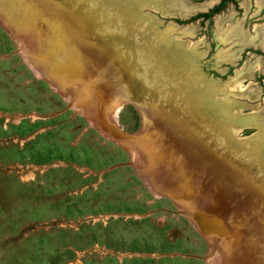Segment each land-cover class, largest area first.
I'll return each mask as SVG.
<instances>
[{"label": "rangeland", "instance_id": "obj_1", "mask_svg": "<svg viewBox=\"0 0 264 264\" xmlns=\"http://www.w3.org/2000/svg\"><path fill=\"white\" fill-rule=\"evenodd\" d=\"M65 1L0 0V264H264V82L253 71L264 59L247 52L260 44L250 37L264 38L258 1L237 0L211 25H182L176 17L215 0H138L130 34L106 0H76L86 9L78 13L106 29L94 41L124 89L116 115V89L94 83L88 64L68 63L58 45L65 36L50 35L45 8L62 12ZM169 26L187 33L171 39L195 51L187 81L166 82L155 51L142 46ZM165 82L179 83L183 99L187 83L205 87L255 123L198 121ZM186 136L207 146L208 167L186 150Z\"/></svg>", "mask_w": 264, "mask_h": 264}, {"label": "bare ground", "instance_id": "obj_2", "mask_svg": "<svg viewBox=\"0 0 264 264\" xmlns=\"http://www.w3.org/2000/svg\"><path fill=\"white\" fill-rule=\"evenodd\" d=\"M31 1L40 4L39 6L45 7L44 0H31ZM60 3L62 5V12L58 11V10H54L52 7L45 8L47 13H50L51 20L55 21L53 24L52 30L57 32L58 33V34L56 33L57 35L62 34L63 36H65L66 41H64L63 38H61L60 39L61 41H59V43L57 42L59 45V48L61 50L60 52H64V53L69 54L67 60H69L68 63H70L71 65L81 67L82 64H85V63H86V65L88 64L91 68V70L88 73V75H89L88 77L91 80L95 81L94 83L103 84V86H101L100 88H104V90L106 92L110 93L113 88L116 89V92L113 95V98L115 101V104L113 103V105H114L113 106V114L116 115L118 110L120 109L121 105L123 104V100H125V98H126L125 96H123L124 95V89L121 88V85L119 82V77H118V74H119L118 70H116V67L114 66L112 60L110 59L109 54L105 52L104 48H102V47L100 48L99 45L96 44L94 41V39H95L94 35L97 34L100 38L104 37L105 33H106V31H105L106 29H103V28L99 27L98 25L95 26V23L92 22L91 19L88 17L89 14H86L85 12L83 14L78 13L76 10V9H78L77 5H79L83 9H85V8L83 5L78 4L79 2H77L76 0H66L65 2H60ZM95 22H96V24L100 23V21L98 19L95 20ZM89 36H91V39L93 38L92 42L89 41L90 40ZM58 39H59V37H58ZM158 41H159V39H158ZM65 47H67V48H65ZM155 48H156L155 51L158 52L159 51L158 47L156 46ZM103 52L105 54H107V57L109 58V62H108L107 57L105 56V54ZM164 57L165 58L167 57L166 51H165V54H163V53L160 54L159 59L163 60ZM170 58H171V55H170ZM152 60L154 61V63H156V57L155 56L152 57ZM163 67H165V66H163ZM260 68H261V66L256 67V69H260ZM70 69H71L70 72L72 75H70V74L69 75L72 77L76 76L77 78H79V76H80L79 70L74 75L73 72L75 69H72V68H70ZM86 69H87V67H86ZM160 70H162L164 75L166 76L165 77L164 75H162L164 80H166V82L170 81L169 79H171V77H172L171 76L172 72H170L171 69L169 70L170 73L168 71L166 72L162 68H160ZM109 73L111 75H108ZM88 77H87V79H88ZM198 81H201V80H198ZM166 82L164 83V84H166L165 85L166 88H164L166 91L167 90L173 91L172 94H174V95H175V92H177L176 94H178V95L181 94L180 90L177 88V85L179 86V83L176 86L171 88V86L173 84L172 83L167 84ZM239 84L237 83L236 85H239ZM194 85L195 84L189 85V83H187L186 86H188L189 89L192 90V89H194L193 88ZM181 87L184 88L183 84ZM117 88H120V89L118 90ZM234 88H235V85H234ZM99 92H100V90H99ZM94 93H92V94H94ZM169 94L171 95V93H169ZM88 95H89V93H88ZM174 95H172V96H174ZM89 96H91V95H89ZM180 96H182V95H180ZM180 96H178V98L183 99V97H180ZM188 96H191V95L187 91V95L185 98L186 101H188V99L190 98ZM156 99H159V98H156ZM165 99L167 100V98H165ZM189 101H190V99H189ZM157 102H158V100L155 103H157ZM153 105H155V104H153ZM153 108H155V106H153ZM156 118L158 121H162L164 119L163 117H157V116H156ZM157 120L155 122H158ZM162 123H164V122H162ZM162 123H160V125H162ZM171 125H173V124H171ZM162 127H163V125H162ZM172 130L175 131L173 128H172ZM176 130H179V127H177ZM235 133H237V132H235ZM181 142L183 143V145L185 144L184 147L193 157H198V159H203L205 164H206V162H208V159H210L209 157L211 154L209 151H207V148H206L207 146L204 143H199L198 140L191 139V137H189V136L184 137V140H182ZM208 153H209V155H208ZM187 156H186V158H187ZM183 161H184V159H183ZM206 167H208L207 164H206ZM173 173H174V171H173ZM183 175H182V177L181 176H179V177L183 178L184 177ZM201 178H203V177H201Z\"/></svg>", "mask_w": 264, "mask_h": 264}, {"label": "water", "instance_id": "obj_3", "mask_svg": "<svg viewBox=\"0 0 264 264\" xmlns=\"http://www.w3.org/2000/svg\"><path fill=\"white\" fill-rule=\"evenodd\" d=\"M104 2H106V3H104ZM104 2H102L103 6L104 5L108 6L112 12H118V13L122 12L123 13L125 18L124 19H118V20H120V23L124 22V25L122 27L128 28L127 30L130 31V34H132V33L135 34L136 33L135 32L136 25L134 24V21L138 17L137 16L138 12L140 14L141 3H139L138 0H106ZM103 6H101V7H103ZM51 32L55 33L54 36L57 37V34H58L57 32L52 30V31H50V35H51ZM171 35L172 34L170 32H165L164 36H155L156 38H154V40H152V41H149V43L144 41L145 43L142 46H147L148 44H150L152 53H154L153 52V51H155V49L153 47L154 44H151V43H153V41H155L156 46H158L159 51L158 52L155 51V53L157 55L154 54L156 57V65H154V67L155 68H162L166 72L167 71L169 72V70L171 69L170 72H172L173 76L176 74L177 77H181L182 80L184 81L186 79H189L188 78L189 76H187V74L189 75V71H188L189 68H191V70H193L197 74V68H198L197 65H192L190 63V62H193V56H194L195 51L185 48L183 43L174 41L173 39H171L172 38ZM144 38H145V36L141 37L142 41ZM160 38H162V39L158 41V39H160ZM56 41L57 40L52 41L53 42L52 47H54V48H56V46H55ZM44 42H46V41H44ZM46 44L48 47H50V45H51L50 43H46ZM162 50L167 52V57L163 58L164 61L159 59L160 54L162 53L161 52ZM56 54H58V56L62 57V55L60 53H58L57 51H56ZM169 54L171 56L172 55L174 56V54H175V56L179 60L181 66H179L178 64L175 65L176 63L172 64L171 62H174L173 61L174 58L173 57L170 58ZM163 66H165V67H163ZM178 69H179V71H177ZM185 77H186V79H184ZM190 93L192 95L188 96V97H190L189 98L190 101L188 99V102L186 101V99H184V100L181 98L179 99L178 96H176L174 94H173L174 96H171V97H172V99H175V98L178 99L179 101H181V103L184 102L185 105H183V107L185 106L184 107L185 110H187L188 113L190 112V115L194 118H197L198 121H200L201 117H202L203 122H205V121L214 122V126L216 128L218 127L220 122L222 124V122H224V121H227V124L232 125V126L236 127L237 129L249 128L253 125L252 124L253 117H254L253 115H245V114L244 115H237V114H234L232 112V110H234L235 105L232 103H229L228 100L227 101L217 100L215 96L218 93H208L206 91L205 87H202L201 89L200 88L199 89H193L190 91ZM230 139L232 140V137H230Z\"/></svg>", "mask_w": 264, "mask_h": 264}, {"label": "flooded vegetation", "instance_id": "obj_4", "mask_svg": "<svg viewBox=\"0 0 264 264\" xmlns=\"http://www.w3.org/2000/svg\"><path fill=\"white\" fill-rule=\"evenodd\" d=\"M155 2H159V0L158 1L155 0ZM248 2H250L252 8L255 6L256 2L259 3L261 5V7H262L260 15H264V0H247V4H248ZM230 4H233V5H235L236 7L239 8V5H238L239 2L237 0H215L213 2V4L212 3H208L207 5H204L205 7H203V8H204L205 11H203L201 9L202 11L200 10L199 13H197L194 16H190L189 18H187V20H182L183 18H181V17H179V18L176 17L175 20H177L182 25H188L190 23H193V22L199 21V20H202V24H204V25H206L207 23H209L211 25L213 23L214 18L216 16L219 17L220 14L223 13L228 8V6ZM206 8H208V9L206 10ZM177 10L180 11L179 12L180 16L181 15L186 16V15L190 14V11H186V9L184 10L182 7H179ZM192 11H195V10H192ZM253 21H255V18L252 19V22ZM254 24L255 25H254V27L252 29L253 31H254L255 26L257 25V23H254ZM168 28L169 29L167 31L170 32V33L173 32V34H182V35L186 34L185 36H187V33H185V32L182 33L177 28H174L173 26H169ZM256 29L260 30L261 29L260 25L259 26L257 25ZM250 41L253 43V45H257L258 42H260V44H259V48L258 49L251 48L249 51H247L248 54L255 53L257 56H259V57L264 59V38L260 36V38L257 39V36L254 35L253 37H250ZM221 42H223V41H221ZM259 65H261L260 69H256L257 65H256V67L253 68L254 76H255L256 80L264 82V62H263V64H259ZM259 71H263L262 74H259ZM192 76H195V75H192ZM236 78H240V77H236ZM254 123H255V116L253 117L252 124H254Z\"/></svg>", "mask_w": 264, "mask_h": 264}]
</instances>
